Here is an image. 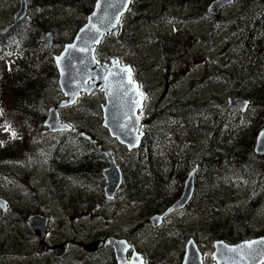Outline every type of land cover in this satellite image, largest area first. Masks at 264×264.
I'll list each match as a JSON object with an SVG mask.
<instances>
[{
    "label": "rangeland",
    "instance_id": "rangeland-1",
    "mask_svg": "<svg viewBox=\"0 0 264 264\" xmlns=\"http://www.w3.org/2000/svg\"><path fill=\"white\" fill-rule=\"evenodd\" d=\"M89 1L91 0H78L77 6V1L72 5L73 0H71L66 4L67 10L64 12L54 10V8L47 5V2H39L40 7L38 9L28 10L31 19L33 16L41 14L49 17L43 20L47 24L48 31L46 32L51 33L54 37L55 46L51 49L46 47L44 40L46 32H40L38 39L40 46L49 52L51 56L61 50L58 46L61 41L60 38L68 39L70 36L68 31L84 24L85 7L90 6L88 5ZM172 1L174 0H133L129 13L121 21L120 28L124 32V39L115 40L114 38H109L105 40L97 51V57L103 58V60L110 57L119 58L124 64L133 65L135 77L142 81L144 87L149 88L150 96L146 104L147 107L142 113L147 133L151 118H153L154 123L167 119L171 128L173 122H176L181 127V130H177L179 133L182 132L181 141H188L185 135L189 134L191 130L190 121L195 116L192 117L186 115V113L198 111L200 125L196 131H200V140H202V137L205 139L202 146L203 157L208 159L210 157L204 156V154L210 155L212 157L211 161L214 162L208 166H202L205 176L203 181H205V188L208 190L202 197L199 194V198L202 200L214 198L220 204L218 207H215L214 203L211 207L202 205H200L201 207H194L185 216L180 215V217H174L171 221H168L157 233H151L149 228H147V235L143 236V238L139 237L137 243L140 249L147 251V248H151L149 252L153 255L154 264H181L182 250H184L185 243L189 238H194L202 249L203 259H205L206 263H209L210 255L213 252L212 241L214 239L222 240L219 239L220 230L226 229L228 223L241 229L242 233L239 234L238 239H243L242 237H244L249 240L250 236L255 237L264 234V209L260 207L262 212H259L258 203H254V201L259 202V196H261L259 188L264 186V176H262L257 190L255 191L252 188V193L256 195V198L254 200L249 198V201H247L249 189L245 186L250 185L253 187V180L241 181L234 168L226 162V154L232 150L231 145L235 143L234 139L238 140L235 147H239V151H244L245 147L249 145L253 138L254 130L257 129L259 118V109H253L248 112L245 119L239 118L233 125H230L227 121L233 113L226 108L227 100L229 98L244 99L251 103L252 95L248 94V86L256 78L259 80L264 77L261 71L264 68V58L259 60V54L256 55L252 50L243 49L244 45L242 44H239L240 58L238 62L240 66L234 67L233 64H230V40L234 39V35H231L234 30L232 22L233 19L237 20L238 25L236 27L244 29L248 21V15L244 11V7L246 5L259 7L264 0H236L233 7L226 11L225 23L219 30L214 31V34L211 31H206L212 24L206 16L202 19H197L192 15L189 20L190 25H186L185 29L192 28L193 32L188 30L187 35L183 34L178 37V40L175 38L177 36L176 30L182 28V26L176 21V17L180 15L174 14L175 4ZM203 1L200 4L198 3V6H203L207 9L209 1ZM169 7H173V9ZM17 10L18 3H15V0H0V23L9 20V18L11 19ZM136 10H139L141 20L134 22ZM168 12L172 13V21L170 22H166ZM175 12H180V6ZM154 16H163L164 19L160 20V22L165 23L163 30L157 29L156 23L153 22ZM56 41H58L57 44ZM248 55L251 56L249 64H254V67L257 66L258 70L256 78L249 77L248 81H245V67L248 65ZM24 62L27 63L25 59L19 60L17 54L9 59V63L13 66L21 65L23 67ZM6 65L4 63L0 64V70L3 72L9 70ZM169 67L172 68L174 77L172 84H168L165 89L162 81V71L164 68ZM15 71L18 73L17 69ZM25 73L16 74L14 77H21ZM1 75L2 72H0ZM39 75L37 78L49 89L45 92V101L47 105L52 107L57 95L56 79L54 78L55 82H50L52 81V79L48 78L50 75L45 74L47 75L46 78L42 74ZM156 97L170 98L169 101H178V103L182 101L183 104H179L176 107V113L179 111L181 115L177 114L179 116L175 118L172 115L169 117L163 115L160 108L156 105ZM189 98H193L194 102H191ZM100 104V95L82 100L74 109L64 114V120L70 125H86L88 131L100 136L98 129ZM154 110H156L155 115H153ZM31 125L37 129L34 124ZM13 133L14 131L11 127L5 126L0 122V148L9 145L10 155H12L11 158H7V165H9L11 170L9 173L11 178L6 179L9 172L8 166L3 172V179H1L2 175L0 174V195L10 197L13 206L12 211L7 216L10 219L5 223L7 226L13 220H19L22 216L30 214L33 208L29 205L38 198L37 194L52 193L53 187L59 186L60 183V180L54 179L52 176L43 177V175L34 178L28 174L29 180H26L27 175L25 173L30 171L27 164L21 166L24 169L23 173L20 174L22 177L12 174L16 173L15 171L20 166V164H17L20 160L16 159L25 152L24 150H27L26 153L30 150L29 147L23 148L19 146L13 140ZM104 137L106 138L103 133ZM106 142L108 143L107 138ZM45 143H48L47 140ZM50 147L49 144L44 148L35 149L36 151L30 153V155L37 157L43 162L47 160L46 155L48 153L46 152ZM171 148L176 152L177 150L183 151V148L176 144H173ZM113 149L116 150L120 160L127 164L130 163L131 157L124 149L118 146ZM187 149L190 153L192 148L188 145ZM159 150L161 159H158L159 157L156 154L153 162V171L149 169L151 168L149 166L151 160H147L141 165V170L143 172L147 171L149 175H147V172H140L143 173L141 174L143 177L148 176L146 179L152 180L149 187L152 188L153 193L156 195L153 196V199L157 198L158 201H160L157 195L158 192L161 194L164 192L168 198L170 193L174 191V182L169 179L167 174L169 162L171 164L173 160L170 161L169 157L167 158V152L169 151L167 146L163 145ZM139 153L134 155H141ZM260 161L264 162V159ZM259 166L263 174L264 163H260ZM0 172L2 171L0 170ZM36 184L41 189H37ZM25 186L29 187L27 200L24 197L25 189H27V187L24 188ZM31 186L32 188H30ZM243 187L245 188L243 189ZM141 191L149 192L150 189ZM34 193H36V196ZM124 193L125 191L122 192V194ZM124 198L125 203L120 211H108L106 206L103 207V233L107 229L118 235L124 232H127L128 235H133L132 231L138 225L136 223L138 221L143 223L147 220L150 209L159 210L162 206V203L154 206V200L149 199L143 211H135L132 208H128L131 203H127L128 198L125 196ZM249 202H251V205ZM98 213L97 210H94L93 216L98 215ZM2 217L0 212V219ZM101 223V220H92V222L86 223L85 227H87V230L94 231L99 227L97 224ZM104 225L107 226L104 227ZM68 226L70 225L68 224ZM75 227L77 230L79 229L78 224ZM55 231H57V228H55ZM68 235L71 236V234ZM223 235L229 236V233L226 232ZM83 238L85 240V234L81 236L82 240ZM66 259H69V257ZM70 261L72 260L70 259Z\"/></svg>",
    "mask_w": 264,
    "mask_h": 264
},
{
    "label": "flooded vegetation",
    "instance_id": "flooded-vegetation-1",
    "mask_svg": "<svg viewBox=\"0 0 264 264\" xmlns=\"http://www.w3.org/2000/svg\"><path fill=\"white\" fill-rule=\"evenodd\" d=\"M235 1L236 0H234V3ZM27 2L29 10H32L33 8L38 9L40 7L38 3L42 1L27 0ZM172 2L175 4L174 14L180 15L176 17V21H178V24H181L182 26V28L176 30V40H178V37H181L183 34L187 35L188 30L193 32L192 28L185 29L186 25H190L189 20L192 18V15H194V17L197 19H202L206 16L212 23L206 31H211L214 34V31L219 30L225 23L226 11L232 8L234 5L233 3L232 6L224 8L221 11L219 24H217V20L213 14H210L207 11L204 12V7L198 6V3L200 4L202 0H196V2L193 4L188 2L183 3L182 0H174ZM179 6L180 12L177 13L175 11ZM169 8L173 9V7ZM250 8L251 7H249V5L244 7L245 10H249ZM171 15L172 13L168 12L166 22L172 21ZM153 18V22L156 23L157 29H161L162 25L165 24L164 22H160V20L164 19L163 16H154ZM134 22H136V20ZM194 24L197 25L196 22H194ZM232 24L234 30L231 32V35H234V39L230 40L231 49L229 52V60L230 64H233V66L236 67L240 66L238 62L240 54H238L236 50L239 28L236 27L238 25L237 20L233 19ZM247 25H251L250 20L247 21ZM123 36L124 32L121 31L120 28L119 36L115 37V39L121 40ZM8 37L10 36L7 35L5 37L4 43H0V47L2 46L5 56L7 55L6 52L8 49H10V38ZM64 45L65 44H61V42L58 44L59 47ZM105 60L102 58L101 62L98 61V63H103ZM250 60L251 56L248 55L247 66L250 65ZM119 61L122 66H128L131 68V77L133 81L138 83L140 88L139 90L141 93H143V110L140 112L142 124L141 129L138 132L139 136L142 134V138L139 147L135 150L129 151L124 145H121L116 139L112 138L108 129L103 126V113L101 107L103 106L104 97L102 91L93 94L90 97H86L82 94L78 101L80 102L87 98L91 99L96 95L101 96L99 111L100 121L98 127L100 136L88 131L86 125H71L72 127H70V130L50 133L48 130L43 128L42 121V123L38 126L37 131L32 134V137L39 139L34 140L35 149L39 147L44 148L50 144L51 147L47 149V160H45V162H41L37 157L23 156L19 161L20 166L15 171L16 173L12 174L20 177V174H22L24 171L21 166L27 164V167L30 171L25 173L27 175L26 180H29L28 174L34 178H38L39 176L43 175V177L52 176L54 179L60 180V183L59 186L53 187L52 193L37 194L38 198L29 205L33 208V210L30 211V214L22 216V218L19 220H13L8 226L5 223L10 220L7 218V216L13 209L11 202L12 199L10 197L0 195V198L5 202V205L7 204L6 211H3L0 207V212L5 218L4 220L3 217L0 219V264H117L115 245H120L126 250V260L128 261H130L135 254L141 258L143 264H154L152 257L153 255L149 252L151 248H147V251L150 253L149 255L146 250L140 249L137 243V239L139 237L143 238V236L147 235V228H149V232L157 233L168 221H171L174 217H180V215L185 216L194 207H201L200 205L211 207L213 203L215 207L218 206V202L215 201L214 198L206 200L199 198V194H201L202 197V195H204V193L208 190L205 188V181H203L205 176L202 171V166H208L210 163L213 164L214 162L211 161L212 157L210 155L204 154V156L210 157L208 159H204L205 157H203L202 146L205 142V139L201 135L202 140H200V131H196L200 125L198 111H195V113H186V115L192 117L195 116L194 119L190 121V138L189 134L185 135L188 141H181L182 132L179 133L178 131H175L173 128H171V125H168L169 121H167V119L165 121L154 123L153 118H151L147 133L145 130L146 125L144 118L142 117V113L147 107L146 104L148 97L150 96L149 88L144 87V84L142 85V81L135 77L133 65L124 64L121 59H119ZM165 70L169 71L167 81L164 82L162 80L163 86L166 89L168 84H172L171 82L174 77V72L172 71L171 67L164 68L162 71L163 77ZM245 81H248L247 76ZM157 97L156 105L158 108H160V111L163 115L168 117L172 115L173 118L181 115L179 114V111L176 113V107L179 104H183L182 101L178 103V101H169L170 98ZM189 99L191 102H194L193 98ZM62 100L63 97L57 90V95L55 96V100L52 104H54V106L58 105ZM69 110L72 109L68 108L65 110H58L60 111L61 120L64 123V114ZM155 114L156 110L153 111V115ZM103 133L108 139V143L106 142V138H103ZM46 140L48 143H45ZM237 143L238 141L235 143V145ZM173 144L182 147L183 151L180 152V150H177V148V152L174 151L171 148ZM163 145L167 146V149L169 150L168 152L166 151L168 153L167 158L169 157L170 161L173 160L171 161V164L169 162L167 174L169 179L174 182V191L170 193L168 198L164 192H162V194L158 192L157 195L160 200L158 201L157 198L153 199V196H156L153 193V190H150L149 192L135 191L136 189L130 187L126 180L132 179L134 176H136L138 171L141 172V165L147 160H151L149 163L151 168L149 169L153 171L154 157L157 154V157H159L158 159H161L159 149ZM188 145L192 148L190 153L187 149ZM116 146L124 149L126 153L130 155L131 161L129 164L119 159L118 155L116 154V150L113 149ZM103 151L111 152L115 166L121 174V184L111 199H107L105 197V187L107 184L104 174L110 168V159L103 153ZM137 153L141 154L139 155L141 156L140 160L139 156L134 155ZM171 153L175 154V156ZM32 159L37 160L31 161ZM253 159L259 165L260 160L256 158ZM193 170L195 171L194 189L191 199L187 205L183 209L163 217L159 225L154 226L151 224L149 222L151 219L161 216L162 213H164L179 199L185 180L188 174ZM10 171L11 170L9 169V172L7 173L8 178H11V175H9ZM143 173H139L138 176L140 177V175ZM147 175H149L148 172ZM26 187V193H24L25 200L28 199L29 188L28 186H25L24 188ZM30 188H32V186ZM36 188L41 189L37 186V184ZM123 191H125L124 194H122ZM34 194L36 196V193ZM124 196L126 198L129 197L127 203H131V205L128 208H132L135 211H143L144 206L147 205L149 199L154 200V206H157V204L161 203L162 206L159 210L150 209V214L148 215L147 220H145L143 223L141 221L136 223L138 225L136 229H133V235H128L127 232L118 235L114 232L108 231L107 229L103 233V207L106 206L108 211H120L125 203ZM94 210L99 212L98 215L93 216ZM31 218H38L45 224L46 228H44L45 234L43 236L39 231H35L34 228L31 227L29 224V219ZM92 220H101L102 223L97 224L99 226L97 230L90 231L86 229L87 227H85V224L92 222ZM105 220L107 221L106 218ZM68 224L70 226H68ZM76 224L79 226L78 230L75 227ZM106 226L107 225H104V227ZM142 227L144 228L140 230ZM55 228H57V231H55ZM68 234H71V236ZM83 234H85L87 238H85V240L83 238L84 242L81 239ZM189 239L194 240L198 250L203 255L201 251L202 249L198 242L193 238ZM217 241V239L212 241V250L214 243ZM185 250L186 243L184 250H182L183 254L181 264L183 262ZM211 256L212 254L210 255V262L205 264H213ZM68 257L69 259H66ZM70 259L72 261H70Z\"/></svg>",
    "mask_w": 264,
    "mask_h": 264
},
{
    "label": "water",
    "instance_id": "water-1",
    "mask_svg": "<svg viewBox=\"0 0 264 264\" xmlns=\"http://www.w3.org/2000/svg\"><path fill=\"white\" fill-rule=\"evenodd\" d=\"M232 3L233 0H216L210 4L207 12L213 14L217 19V24H219L220 11ZM129 5L130 0H96L94 10L87 17L86 24L79 29L72 43L65 45L59 56H54V63L59 76L58 85L66 99L59 107L74 106L81 94L91 96L102 91L105 100L101 107L103 126L108 129L112 138L124 145L129 151H132L139 147L142 138V134L138 135L141 129V117L138 112L143 109V98L137 94V91L141 93L138 83L133 80V84L127 83L128 76L126 73L122 74L121 69L129 67H121L117 60L110 59L98 64L95 58L96 49L101 41L108 36L113 35L116 37L118 35L120 18L126 13ZM25 15L26 1L20 0V9L15 16V21L21 20ZM93 38L98 39L99 42L95 43ZM45 39L47 45L52 47V34L47 33ZM73 44L77 46L76 49L69 47ZM81 48H88V51L78 50ZM111 73H115V75H111ZM168 74L169 71L165 70L164 82L167 81ZM103 77L107 78L104 79ZM236 103L241 104L240 101L229 100V106L231 107L237 108ZM245 105L247 107V103ZM241 108H245V106ZM45 126L51 132L70 129L61 124L56 107L49 109ZM103 153L110 159V168L104 175L107 184L105 197L111 199L121 184V174L115 166L111 152L103 151ZM254 153L259 158L264 157V128L258 133ZM194 176L195 171H192L186 179L180 198L163 215L151 219L149 221L151 224L154 226L159 225L163 217L181 210L187 205L194 189ZM0 205L5 211V202L0 200ZM42 223L38 218L29 219L31 227L43 236L46 227ZM249 242L257 243H253L252 247L248 248L246 245ZM249 242H243L236 246L216 242L214 244L215 252L212 256L213 261L216 264H264V237ZM233 248L236 249L235 252L229 251ZM115 253L117 264H143L141 258L135 254L130 261L126 260V250L120 245H115ZM182 264H203L202 255L193 240H190L186 245Z\"/></svg>",
    "mask_w": 264,
    "mask_h": 264
},
{
    "label": "trees",
    "instance_id": "trees-1",
    "mask_svg": "<svg viewBox=\"0 0 264 264\" xmlns=\"http://www.w3.org/2000/svg\"><path fill=\"white\" fill-rule=\"evenodd\" d=\"M70 1L71 0H44V2H47L48 6L54 8V10H60L62 12L67 10L66 4ZM75 1H77L76 5L78 6V0H73L72 5H74ZM93 1L94 0L89 1L88 5L90 6L85 7V19L92 10ZM182 2L193 4L196 0H182ZM202 2L204 1L202 0ZM138 11L139 10H136V19L138 18L139 20L141 14ZM246 13L248 15L247 19L251 21V25H246L244 29L241 28V30L238 31V38L242 35L245 46L249 50H252L254 54H259V60H261L264 58V1L259 7L252 8ZM44 18L49 17L47 15H43L42 17L37 15L31 21H24L12 28H6L4 35H0V43L5 41L7 35L10 36L8 38H10L11 45H14L15 48L18 47L19 50L23 51V59L27 61V63L24 62L23 69L26 73L23 76L14 77L13 74L9 73L0 78V110H2V113H0V122L13 129L18 144L23 148L26 147V143L27 141L29 142L28 139H30L28 136L29 127L27 123L39 125L44 117L45 109L47 108L46 102L43 99V91L48 86L44 85L37 77L40 76L39 74H42L44 75V78H46L47 75L45 74H48L50 75L48 78L50 80L52 79L50 82H55L54 78H57L52 56L40 46V41L38 39L39 33L47 30V24L43 20ZM79 28L80 26H77L68 31V35H70L69 38L64 40V42H61V44L68 42ZM248 70L250 72H257L258 67H254V64L251 63L248 66ZM261 71L264 75V68ZM248 92L252 95L253 101L251 105L252 108L250 109H259L257 129L254 130V136L256 137L258 130L264 126V77L259 79V81L251 82L248 86ZM246 116L247 114L242 115L238 112L231 115L227 123L233 125L237 119H245ZM176 124V122H173L172 128L175 131L181 130V127L178 124L176 127ZM252 148L253 139H251L249 145L245 147L244 151H239V147L237 148L235 145H231L232 150L226 154V162L231 165V167L235 166L232 168H234L241 181L252 179L253 182H255L253 188L256 191L264 173L262 174L261 167L253 159ZM9 149V145L0 148L1 175L5 172L4 170L8 164L6 163V159L11 158L12 156L10 155ZM171 154L175 156V154ZM140 158L141 156H139V160ZM260 163L264 162L259 161V164ZM139 173L140 172L138 171L136 176L132 179L126 180L128 185L135 188V191L147 189L152 190V188L149 187L152 180L149 178L146 179L148 176L143 177V175H141V177H139ZM259 192H261V196H259V208L262 207L264 209V186L259 188ZM219 204L220 202H218V205ZM226 232L229 233V236L223 235ZM238 235V229H235L234 225L228 223L226 229L220 230L219 238L226 239L228 242H236L235 240L239 237Z\"/></svg>",
    "mask_w": 264,
    "mask_h": 264
},
{
    "label": "snow or ice",
    "instance_id": "snow-or-ice-1",
    "mask_svg": "<svg viewBox=\"0 0 264 264\" xmlns=\"http://www.w3.org/2000/svg\"><path fill=\"white\" fill-rule=\"evenodd\" d=\"M98 7H99V5H98ZM97 31H99V30H97ZM93 41H94L95 43H98V42H99V40L96 39V38H93ZM69 47L72 48V49H76V48H77V46H76L75 44L70 45ZM78 50H80V51H88V48H81V49H78ZM58 62H59V61H58ZM121 73H122V74H123V73H126V74H127V76H128L127 83H128V84H133V83H134V82L132 81V79H131V73H132L131 68L121 69ZM111 75H115V73H111ZM103 78L106 79L107 77H103ZM109 94H111V93H109ZM137 94H138L141 98H143V93H139V92L137 91ZM0 113H2V110H0ZM13 135H15V133H13ZM137 139H138V138H137ZM253 243H257V242H249V243L246 245V247L251 248ZM229 251H233V252H235L236 249H234V248H233V249H229Z\"/></svg>",
    "mask_w": 264,
    "mask_h": 264
},
{
    "label": "bare ground",
    "instance_id": "bare-ground-1",
    "mask_svg": "<svg viewBox=\"0 0 264 264\" xmlns=\"http://www.w3.org/2000/svg\"><path fill=\"white\" fill-rule=\"evenodd\" d=\"M83 164V163H82ZM208 164V163H207ZM85 166V165H84ZM211 167V166H210ZM213 167H214V165H213ZM140 172V171H139ZM143 172V171H142ZM138 180V179H137ZM183 180V179H182ZM137 183V182H136ZM136 186V185H135ZM263 188V187H262ZM138 189V188H137ZM129 194V193H128ZM59 197V196H58ZM129 198V197H128ZM112 201V200H111Z\"/></svg>",
    "mask_w": 264,
    "mask_h": 264
}]
</instances>
